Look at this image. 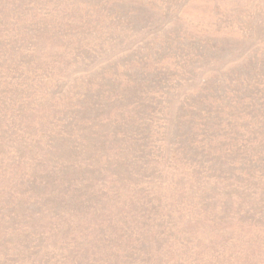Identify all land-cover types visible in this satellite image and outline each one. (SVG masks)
I'll return each instance as SVG.
<instances>
[{"label":"rangeland","instance_id":"374dc122","mask_svg":"<svg viewBox=\"0 0 264 264\" xmlns=\"http://www.w3.org/2000/svg\"><path fill=\"white\" fill-rule=\"evenodd\" d=\"M0 264H264V0H0Z\"/></svg>","mask_w":264,"mask_h":264}]
</instances>
